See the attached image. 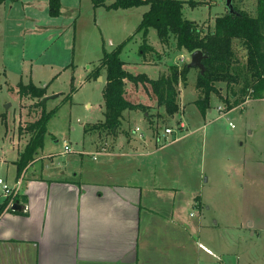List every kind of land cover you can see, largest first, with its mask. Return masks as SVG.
<instances>
[{"label": "rangeland", "instance_id": "obj_1", "mask_svg": "<svg viewBox=\"0 0 264 264\" xmlns=\"http://www.w3.org/2000/svg\"><path fill=\"white\" fill-rule=\"evenodd\" d=\"M60 1L58 19L49 14V0L0 2V178L10 186L21 179L19 189L8 196L20 198L24 178L30 175L28 171L18 177L15 161L29 139L26 124L39 118L42 111L38 98L19 95L20 82L48 84L46 95H58L44 104L52 114L46 121L42 147L30 165L42 157L52 162L67 141L71 150L63 151L69 153L62 157L64 163L77 150L109 148L114 136L98 132L99 137L92 132L95 129L84 132L92 122L103 120L105 69L98 76H89L103 50L111 51L126 40L120 52L124 69L150 79L190 61L189 52L175 49L174 37L163 43L152 27L144 53L143 32L137 27L147 4L107 9L95 6L93 0ZM182 1L183 16L205 31L213 29L215 16L227 12L224 0ZM233 4L256 15L257 0H233ZM233 48L237 60L245 63L246 50L238 40H233ZM198 72L197 67H191L186 83L179 82V111L172 116L157 105L150 83L138 82L134 87L126 82L125 93L136 103L151 104L147 111L152 117L149 122L143 115L130 116V110H125L129 112L121 119L117 135L124 141L127 135L156 137L161 136L162 127L170 126L168 140L180 139L167 147V153L183 168L185 174L180 176H187L190 187L183 192L197 195L205 222L209 228L214 226L208 234L219 258L226 264L232 259L233 264L235 253L237 264H264V97L253 99L249 92L233 96L231 87L236 90L238 85L218 82V92L212 94L210 108L202 114L196 105L201 96L196 88ZM137 126L140 131H135ZM3 198L0 186V200Z\"/></svg>", "mask_w": 264, "mask_h": 264}, {"label": "crops", "instance_id": "obj_2", "mask_svg": "<svg viewBox=\"0 0 264 264\" xmlns=\"http://www.w3.org/2000/svg\"><path fill=\"white\" fill-rule=\"evenodd\" d=\"M148 136L116 133L106 151L77 150L64 163L69 153L60 151L29 165L22 212L0 215V264H226L208 234L214 226L197 195L183 192L187 176L167 153L179 136L162 147Z\"/></svg>", "mask_w": 264, "mask_h": 264}, {"label": "trees", "instance_id": "obj_3", "mask_svg": "<svg viewBox=\"0 0 264 264\" xmlns=\"http://www.w3.org/2000/svg\"><path fill=\"white\" fill-rule=\"evenodd\" d=\"M2 1L0 0V2ZM93 4L105 6L107 9H127L147 4L148 9L142 14L141 22L137 27V31L143 32L142 49L147 46L148 29L152 27L163 43H167L170 37H174L176 50L184 49L189 53L201 50L206 55V58L202 60L204 70L203 72L199 70L196 79V88L201 92V96L196 100V105L202 114L210 108L211 96L218 92L216 85L218 82H225L228 86L238 85L237 91L235 87H231L233 96L237 92L241 95H246L249 92L253 99L264 97V0H257L256 15L252 16L245 10L236 8L238 15L226 12L217 16L213 29L207 31L193 20L183 16L182 0H93ZM60 7V0H49L50 16H59L61 14ZM233 40H238L246 50L245 63H240L237 60ZM125 41L111 51L103 50L98 65L89 74L90 77L98 76L101 70L105 69L106 82L103 89V120L92 123L90 127L88 126L89 128L84 129L85 131L95 129L97 132L116 134L125 110L148 112L147 106L132 103L125 97L126 80L134 84L138 82L150 83L152 92L157 99V105L162 107L167 115L172 116L179 111L177 86L180 81L186 83L190 69L188 62L183 63L180 69L176 66L172 67L169 74L162 75L157 79H150L143 73L133 75L124 69V62L120 58L122 45ZM47 86L48 84L37 86L32 81L27 84L22 82L18 84L20 96L38 98V104L42 107L40 117L29 121L25 126V130L30 135L15 161L18 177H23L38 149L42 147L46 121L52 114L51 111H46L42 103ZM237 102L238 99H235L234 103ZM151 115L148 112V119L151 118ZM18 199V195H11L0 200V215L6 209L22 212L8 206L10 202L14 203Z\"/></svg>", "mask_w": 264, "mask_h": 264}, {"label": "built area", "instance_id": "obj_4", "mask_svg": "<svg viewBox=\"0 0 264 264\" xmlns=\"http://www.w3.org/2000/svg\"><path fill=\"white\" fill-rule=\"evenodd\" d=\"M182 128H184V125L183 123L180 125ZM232 127H234L233 124H231ZM180 127V128H181ZM135 131H140V128L137 126L135 128ZM172 133V128L170 126H164L162 127V134L161 136L160 135H156V140H157V144L158 146L162 147L164 146L166 143L169 142L168 140V135ZM141 135V134H140ZM71 149L69 147V144L67 143V141H64L63 142V151L64 152H69ZM101 151H106L107 150V147L106 146H102L100 148ZM95 158V156H94ZM22 178V177H21ZM20 183H21V179L20 180H17L15 185L14 186H10L7 184V182L0 178V186H1V192L3 193L4 197H7L11 191L12 192H16L18 189H19V186H20ZM11 205V202L9 203V206ZM201 247H203L201 245ZM205 249V247H203Z\"/></svg>", "mask_w": 264, "mask_h": 264}, {"label": "water", "instance_id": "obj_5", "mask_svg": "<svg viewBox=\"0 0 264 264\" xmlns=\"http://www.w3.org/2000/svg\"><path fill=\"white\" fill-rule=\"evenodd\" d=\"M225 1V8L227 9V12L229 14H237L238 11L234 7L233 0H224ZM206 58V55L201 51V50H195L190 53V61L188 63V67H197L201 72L204 70V65L202 63V60ZM58 95L53 94V95H46L42 98V103L45 104L49 99H54ZM12 209L16 211H22L23 210V205L19 202L16 201L12 204Z\"/></svg>", "mask_w": 264, "mask_h": 264}]
</instances>
